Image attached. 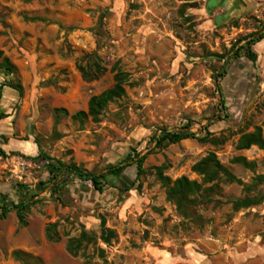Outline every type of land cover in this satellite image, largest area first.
Returning a JSON list of instances; mask_svg holds the SVG:
<instances>
[{"label":"rangeland","instance_id":"374dc122","mask_svg":"<svg viewBox=\"0 0 264 264\" xmlns=\"http://www.w3.org/2000/svg\"><path fill=\"white\" fill-rule=\"evenodd\" d=\"M216 2L0 0V50L15 67L14 75L0 70V85L23 87L22 97L9 87L0 94V112L9 115L0 127L7 154L0 155V196L7 204L31 197L35 203L26 227L19 228L14 211L0 220V264H24L13 258L16 250L43 264H264V181L256 180L264 178V149L237 148L256 127L264 137V54L255 64L244 50L245 59L234 60L250 34L264 33V0ZM92 52L107 73L86 83L76 61ZM114 67L129 75L126 96L109 104L100 122L73 120L92 96L113 86ZM55 108L70 116L56 124ZM164 130L207 141L157 145ZM40 151L95 174L130 164L124 174L131 180L136 157L147 154L146 173L129 192L114 178L100 181L102 191L74 175L54 186L48 168L31 159ZM209 153L250 188L220 180L196 207L197 218L185 219L167 200L156 169L202 183L192 167ZM237 157L254 166L233 163ZM244 198L263 200L234 211L232 201ZM102 218L118 239L71 255L69 239L82 230L99 235ZM53 223L60 224L59 242L46 239Z\"/></svg>","mask_w":264,"mask_h":264},{"label":"trees","instance_id":"16d2710c","mask_svg":"<svg viewBox=\"0 0 264 264\" xmlns=\"http://www.w3.org/2000/svg\"><path fill=\"white\" fill-rule=\"evenodd\" d=\"M264 40V33L257 32L250 34L246 39V44L241 47L235 53V59H240L241 51L244 50V55L252 63L257 62L258 54L254 51V46ZM76 68L81 74L82 79L86 83H91L101 79L106 73L107 68L104 65L101 57L97 52H92L90 54L84 55L82 58L76 61ZM0 70L5 71L7 75L15 74V67L11 60L4 55L3 51L0 50ZM117 70V71H116ZM114 74V84L109 89L101 92L98 95H94L90 98L87 110H80L71 115V118L75 121L83 123L87 119H91L93 122L97 123L101 121V116L105 112L107 106L111 103L116 102L126 96V86L130 85L129 75L116 67L112 69ZM226 70L222 71L221 76L224 77ZM5 87H9L16 91L20 97L23 96V87L19 81H10L8 83H2L0 85V94ZM226 101H223V106L226 107ZM54 116L56 124L60 122L62 118L70 116V113L65 108H55ZM9 118V115L0 112V121ZM264 126V124H263ZM197 136L195 134H190L189 132H168L163 131L161 136L156 138L157 145H161L163 142H168L169 144H177L185 139H195ZM201 142H206V138H197ZM252 146H257L260 149H264V137L262 132V127H256L254 132L243 134L238 142L237 148L239 150H248ZM39 147V145H38ZM0 155L7 157L4 150L0 149ZM12 155H14L12 153ZM34 161H41L43 167H47L50 173V178H48V183L57 186L63 176L74 175L82 181H90L95 189L102 191L101 180H106L108 178H114L118 183V188L121 192H129L136 187L137 181L142 177L146 170L144 169V163L147 159V154L140 155L135 159V165L137 168V178L136 180H131L124 170L130 164L110 166L104 173L95 174L89 172L86 169L70 163L66 164L60 160H55L54 158L47 155L45 152L40 151L38 156L31 158ZM235 164H241L246 168H252L254 163L248 162L244 157H237L232 160ZM165 167H158L156 170L157 177L162 183V186L166 191V198L169 202L173 203L176 207L177 212L185 219H195L197 218L196 207L203 203L204 197L208 191H216L218 189V183L220 180H224L226 183H236L238 185L244 186L245 189L250 187L245 185L242 180L237 178L234 174L229 171L217 158L214 153H209L202 160L197 162L193 167L192 171L201 175L203 177V182L199 183L196 180H191L186 176H182L175 180L164 175ZM257 182L264 181L262 176L256 178ZM64 182V180H62ZM42 184V183H40ZM205 184H210L209 188H204ZM139 188V186H138ZM6 195L0 196V201H4L0 204V220H3L7 215L14 211L16 218L18 220L19 228L27 226L26 215L29 212L32 205H34L33 198L25 202H20L17 204H7L5 202ZM263 198H244L232 201V209L234 211H239L243 208H250L252 206L258 205L262 202ZM59 223L48 224L46 227V239L50 242H59L61 240V234L57 230ZM101 229L100 234L88 232L87 230H82L79 237L69 239L67 243V251L73 255L77 256L84 248L89 244H96L97 241H101L103 244L110 246L114 241L118 239L117 233L106 226V221L104 218L101 219ZM100 257L105 258V249H99ZM13 258L17 262L24 264H43L42 260L33 257L30 254L24 253L22 251L16 250L12 253Z\"/></svg>","mask_w":264,"mask_h":264},{"label":"crops","instance_id":"0c3cea01","mask_svg":"<svg viewBox=\"0 0 264 264\" xmlns=\"http://www.w3.org/2000/svg\"><path fill=\"white\" fill-rule=\"evenodd\" d=\"M210 1H213V0H209V2ZM217 4L216 5H218V3H220V0H217V2H216ZM210 4V3H209ZM209 4H208V10L209 11H211L212 10V8L214 7V6H212V7H209ZM215 5V6H216ZM262 44H264V40L263 41H261L260 43H257L256 45H255V47H254V51L256 52V53H261V54H264V45L262 46V48L260 49V48H258L260 45H262ZM256 49V50H255ZM242 59H245V58H240L239 60H242ZM249 60V59H248ZM250 61V60H249ZM250 63H252L251 61H250ZM253 64V63H252ZM9 118H7V119H4V120H2V121H0V127H1V125L3 124V123H6V121L8 120ZM35 144V146L33 145V144H31V152L32 153H34V154H36L37 155V151H38V149H39V147H38V145L36 144V143H34ZM22 145L23 146H25V144H23L22 143ZM26 149V148H25Z\"/></svg>","mask_w":264,"mask_h":264}]
</instances>
